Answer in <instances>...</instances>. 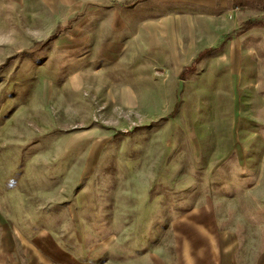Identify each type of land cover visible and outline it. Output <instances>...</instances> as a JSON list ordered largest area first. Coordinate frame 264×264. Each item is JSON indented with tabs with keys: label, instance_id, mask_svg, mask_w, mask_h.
Returning a JSON list of instances; mask_svg holds the SVG:
<instances>
[{
	"label": "rangeland",
	"instance_id": "1",
	"mask_svg": "<svg viewBox=\"0 0 264 264\" xmlns=\"http://www.w3.org/2000/svg\"><path fill=\"white\" fill-rule=\"evenodd\" d=\"M94 3L0 0V264H264V37Z\"/></svg>",
	"mask_w": 264,
	"mask_h": 264
},
{
	"label": "crops",
	"instance_id": "2",
	"mask_svg": "<svg viewBox=\"0 0 264 264\" xmlns=\"http://www.w3.org/2000/svg\"><path fill=\"white\" fill-rule=\"evenodd\" d=\"M76 1V0H75ZM80 3L81 0H77ZM104 4V27L134 28L142 37H157L161 28H190V23L201 21L217 24V29L232 27L237 35L229 39L264 37V27L242 24L264 13L256 9L255 0H86ZM84 3V0H82ZM94 8V7H93ZM99 6H96V10ZM92 9V8H91ZM94 10V11H96ZM100 10V8H99ZM98 11V10H97ZM232 23V24H231ZM143 31V32H142ZM136 32V31H135ZM159 37V36H158ZM224 37V36H223ZM221 38V36L219 37ZM224 40V39H223ZM218 45H222L220 42ZM200 52L199 54H201Z\"/></svg>",
	"mask_w": 264,
	"mask_h": 264
},
{
	"label": "trees",
	"instance_id": "3",
	"mask_svg": "<svg viewBox=\"0 0 264 264\" xmlns=\"http://www.w3.org/2000/svg\"><path fill=\"white\" fill-rule=\"evenodd\" d=\"M253 24V21H250V22H248V24L243 28L242 27V29L241 30H243V29H245V28H247L249 25H252Z\"/></svg>",
	"mask_w": 264,
	"mask_h": 264
}]
</instances>
